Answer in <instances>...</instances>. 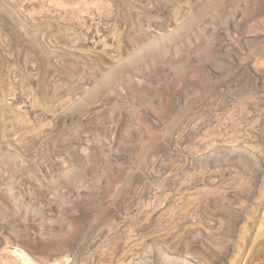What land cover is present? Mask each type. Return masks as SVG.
Instances as JSON below:
<instances>
[{
    "label": "rangeland",
    "instance_id": "374dc122",
    "mask_svg": "<svg viewBox=\"0 0 264 264\" xmlns=\"http://www.w3.org/2000/svg\"><path fill=\"white\" fill-rule=\"evenodd\" d=\"M18 245L264 264V0H0V264Z\"/></svg>",
    "mask_w": 264,
    "mask_h": 264
},
{
    "label": "bare ground",
    "instance_id": "6f19581e",
    "mask_svg": "<svg viewBox=\"0 0 264 264\" xmlns=\"http://www.w3.org/2000/svg\"><path fill=\"white\" fill-rule=\"evenodd\" d=\"M82 215H85V214H82ZM82 215H80V216H82ZM102 223V222H101ZM100 223V224H101ZM126 225V224H125ZM95 228H97L98 229V231H99V234L97 235L96 234V238L94 237V239H93V241L91 242V244L93 243H95V242H97L98 241V238L101 236V234H102V232H103V230H102V228H101V226L99 225V224H96V225H94V229ZM96 232V231H95ZM67 234V233H66ZM93 235V234H92ZM94 236H95V234H94ZM20 237V236H19ZM90 243V242H89ZM107 243V242H106ZM61 244V243H60ZM96 244V243H95ZM87 246V245H86ZM17 247V250H15V252H16V254H17V256H19L20 258H21V260L23 261V262H25V264L27 263H29V264H41V263H48V264H53V262H52V259H53V257L51 256V255H45V256H43V255H34V254H32V255H29V254H27L26 252H25V250L21 247V246H16ZM57 247V246H56ZM63 248V247H62ZM65 251V250H64ZM104 252V251H103ZM34 253V252H33ZM36 253V252H35ZM83 253V252H82ZM82 255V254H81ZM83 259V258H82Z\"/></svg>",
    "mask_w": 264,
    "mask_h": 264
}]
</instances>
